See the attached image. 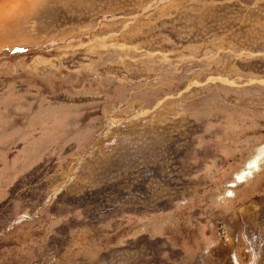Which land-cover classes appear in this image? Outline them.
Here are the masks:
<instances>
[{"label":"rangeland","instance_id":"374dc122","mask_svg":"<svg viewBox=\"0 0 264 264\" xmlns=\"http://www.w3.org/2000/svg\"><path fill=\"white\" fill-rule=\"evenodd\" d=\"M36 7L0 27V264H264V0Z\"/></svg>","mask_w":264,"mask_h":264},{"label":"clouds","instance_id":"9594fccd","mask_svg":"<svg viewBox=\"0 0 264 264\" xmlns=\"http://www.w3.org/2000/svg\"><path fill=\"white\" fill-rule=\"evenodd\" d=\"M42 0H0V27L6 22L22 19L31 11H37V4Z\"/></svg>","mask_w":264,"mask_h":264},{"label":"bare ground","instance_id":"6f19581e","mask_svg":"<svg viewBox=\"0 0 264 264\" xmlns=\"http://www.w3.org/2000/svg\"><path fill=\"white\" fill-rule=\"evenodd\" d=\"M264 153V151L263 150H259L256 154L257 155H255L251 160H249V162L247 163V165H246V169L244 170V171H242V173L241 174H239V175H237L236 177H237V179L239 180L242 176H243V174H244V172H250L249 170L250 169H254V168H256V167H258V164H259V160H260V157H261V155Z\"/></svg>","mask_w":264,"mask_h":264},{"label":"snow or ice","instance_id":"6c2138e0","mask_svg":"<svg viewBox=\"0 0 264 264\" xmlns=\"http://www.w3.org/2000/svg\"><path fill=\"white\" fill-rule=\"evenodd\" d=\"M229 195H231V193H229Z\"/></svg>","mask_w":264,"mask_h":264}]
</instances>
